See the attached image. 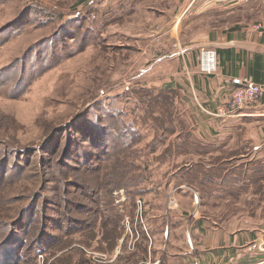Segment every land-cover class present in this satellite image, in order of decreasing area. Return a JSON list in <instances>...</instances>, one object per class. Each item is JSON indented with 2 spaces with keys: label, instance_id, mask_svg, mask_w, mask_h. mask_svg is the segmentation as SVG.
<instances>
[{
  "label": "rangeland",
  "instance_id": "obj_1",
  "mask_svg": "<svg viewBox=\"0 0 264 264\" xmlns=\"http://www.w3.org/2000/svg\"><path fill=\"white\" fill-rule=\"evenodd\" d=\"M179 1L0 0V264H155L182 194L193 195L191 219L201 203L214 216L250 209L244 181L227 179L230 191L206 185L221 182L212 169L264 160L254 159L264 156L254 139L213 124L208 132L173 93L162 124L174 132L154 145L164 126L145 116L139 92L159 90L160 34ZM182 123L211 144L207 154L165 153L181 143ZM261 174L249 189L257 204Z\"/></svg>",
  "mask_w": 264,
  "mask_h": 264
},
{
  "label": "crops",
  "instance_id": "obj_2",
  "mask_svg": "<svg viewBox=\"0 0 264 264\" xmlns=\"http://www.w3.org/2000/svg\"><path fill=\"white\" fill-rule=\"evenodd\" d=\"M178 5V18L172 20V27L168 25V31L160 34V50L165 58L159 65L158 89L176 95L180 113L181 106L191 104L189 119L206 124L208 132H217L211 124L219 125L240 139L248 138V143L254 139L255 151L264 150V93L230 116L216 114L226 106L242 79L264 85V33L252 28L255 23L264 24V0H180ZM201 49L216 52V72L199 70ZM228 120L235 123L223 124ZM246 122L253 123V130L245 131ZM261 158L264 156L254 159ZM252 185L244 182L246 190L242 197L251 205L250 209L246 204L232 215H210L201 203V213L191 219L193 195L179 196L175 220L166 228L167 236L172 232L173 239L167 237L163 260L155 264H264V202L257 204L255 195H249ZM197 197L204 202L210 195ZM219 197L228 201L233 196L223 193ZM188 219L190 226L184 224ZM151 235L148 236L152 241Z\"/></svg>",
  "mask_w": 264,
  "mask_h": 264
},
{
  "label": "trees",
  "instance_id": "obj_3",
  "mask_svg": "<svg viewBox=\"0 0 264 264\" xmlns=\"http://www.w3.org/2000/svg\"><path fill=\"white\" fill-rule=\"evenodd\" d=\"M156 93L152 92L151 89H141V91L139 92V98L140 101L143 102L142 108L144 110L145 116L149 117L151 116L152 119L156 122V124L160 125V126H164L161 129V135H159L158 133L155 134V139H154V145L155 143H157V141H159L160 138L164 137V134H166V132L173 133V123L171 124V122H166L165 126L162 124V120H164L163 118V112H165V106H166V113L168 115L171 114L170 109L168 108L169 105H171V102H168V97L167 95L171 96L173 95V92L166 90H154ZM143 96V97H142ZM162 98V99H161ZM172 109V107H171ZM155 113H157V115H155ZM149 115V116H148ZM144 117V116H142ZM173 118V117H172ZM170 120H173V119ZM169 126H172L170 130ZM179 137L178 139L181 140V143H173L176 141H170L167 145V149L165 150V153H168L170 156L173 154H183L184 152L186 153H191V152H196L200 155H205L207 154L211 144H205L203 145L201 141L197 140L196 138H194L191 133H189L187 131V128L185 126L184 123H182V125L179 128ZM160 142V141H159ZM207 145V147H206ZM201 146H203L201 148ZM207 149V150H205ZM218 157H220L221 159H218ZM222 159H224L223 156H214L213 157V163L214 161H217L218 163L222 162ZM237 162V161H235ZM214 171V173L212 172L211 174L208 175L209 176H216L218 179L221 180L220 183H213V182H208L210 183V185H206V187L208 186L210 191L213 189H219V190H224V191H230V190H226L231 188L230 186V182L227 181L230 180L231 182H235V181H244V182H251V183H255L257 182L258 178H261L262 176V172L264 171V160H247V161H243V162H237L235 163V165L232 167V171H228L225 167L224 169H221L220 171L217 172V170L212 169ZM210 171V168L205 169L204 172L205 174H208V172ZM194 171H191L188 175H191ZM203 172V173H204ZM225 179V180H224ZM188 181H191V177L190 179H187ZM204 182L200 183V185H203ZM245 189V186H244Z\"/></svg>",
  "mask_w": 264,
  "mask_h": 264
},
{
  "label": "built area",
  "instance_id": "obj_4",
  "mask_svg": "<svg viewBox=\"0 0 264 264\" xmlns=\"http://www.w3.org/2000/svg\"><path fill=\"white\" fill-rule=\"evenodd\" d=\"M254 29L258 32L264 33V25H255ZM199 69L201 72L212 74L217 69L216 52L212 49H201L199 56ZM264 93V85L255 83L249 78H244L240 86L233 92L226 106L217 111V115L230 116L237 109L245 105L251 104L256 98L262 96ZM195 201L198 202V197L194 195ZM141 201H138L140 206Z\"/></svg>",
  "mask_w": 264,
  "mask_h": 264
}]
</instances>
